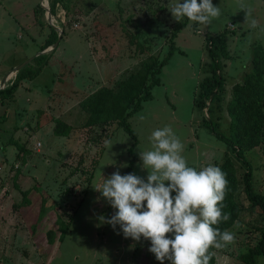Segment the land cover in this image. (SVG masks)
<instances>
[{
	"label": "rangeland",
	"instance_id": "374dc122",
	"mask_svg": "<svg viewBox=\"0 0 264 264\" xmlns=\"http://www.w3.org/2000/svg\"><path fill=\"white\" fill-rule=\"evenodd\" d=\"M50 2L0 0V74L52 50L40 51L41 37L51 27L57 30L46 19L65 30L41 72L21 80L0 102V264H161L149 251L150 240L125 238L119 225L113 229L100 221L116 210L93 186L116 171L127 174L133 139L116 122L87 125L81 101L100 86L115 88L143 61L163 58L182 20L169 8L183 0H57L48 18ZM212 2L221 10L219 18L210 24L189 21L176 33V50L161 68L152 99L128 119L138 135L131 173L145 181L149 173L139 153L151 149V133L164 126L172 127L188 166L197 170L217 166L229 151L204 120L228 134L232 86L251 70L255 47L264 48V0ZM223 30L229 52V58H220L224 89L211 104L207 101L208 111L197 104L205 100L200 84L212 64L206 38ZM4 75L0 89L11 85L16 73L5 81ZM246 156L253 167V189L264 194V141ZM233 161L240 179L244 166ZM27 189L23 197L21 190ZM236 195L242 209L227 229L235 241L215 248L216 264H244L242 253L256 244L264 226L261 210L250 204L241 184ZM62 224H67L64 234ZM256 261L264 264V255Z\"/></svg>",
	"mask_w": 264,
	"mask_h": 264
},
{
	"label": "clouds",
	"instance_id": "9594fccd",
	"mask_svg": "<svg viewBox=\"0 0 264 264\" xmlns=\"http://www.w3.org/2000/svg\"><path fill=\"white\" fill-rule=\"evenodd\" d=\"M169 9L177 21L187 17L200 24H210L221 14L212 0H183ZM246 13L251 15L250 10ZM257 26L253 19L251 27ZM149 139L151 149L139 153L149 173L147 181L116 171L93 186L116 210L110 219L101 216L100 221L113 229L119 225L125 238L150 240L149 251L161 264L166 260L209 264L211 248L222 249L235 241L234 233L214 227L230 219L222 211L226 174L214 165L200 170L188 166L184 145L171 126L154 130Z\"/></svg>",
	"mask_w": 264,
	"mask_h": 264
},
{
	"label": "trees",
	"instance_id": "16d2710c",
	"mask_svg": "<svg viewBox=\"0 0 264 264\" xmlns=\"http://www.w3.org/2000/svg\"><path fill=\"white\" fill-rule=\"evenodd\" d=\"M57 0H51L50 11L55 12V5ZM190 20L187 17L175 26L171 32L169 50L166 55L158 60L152 57L149 60L143 61L140 66L125 79L118 81L115 88L100 86L81 101V106L87 113L86 124L104 125L109 122L118 123L125 132H127L133 139L132 144L127 148V154L130 157L129 163L126 167L127 174L133 170V164L136 160L133 148L138 143L137 132L131 127L129 117L142 108V103L146 100L152 99L151 89L160 83L158 75L161 68L171 57L176 50L174 37L176 33L183 28ZM198 22H194L196 24ZM64 28H62L61 37L64 35ZM226 30L218 32L216 35L208 36L207 48L212 57V64L210 74L206 76L201 82L202 95L205 100H200L197 104L203 108L207 107L208 111L212 109L211 102L214 101L224 89V78L220 74L221 63L220 58H229L227 49ZM58 37L56 29L51 27L48 33V38L40 46L41 50L52 45ZM55 50L53 48L46 54H39L21 67L15 75L11 85L0 89V102L5 103L4 100L13 94V90L18 83L23 79L35 78L42 70L44 64L48 63L51 53ZM47 56V57H46ZM35 64V65H34ZM1 87V86H0ZM210 104H207V101ZM227 114L229 116V132L224 134L218 131L211 120H204V123L211 129L212 133L219 140L229 145V151L225 152L223 160L217 166L226 174L228 180L227 193L223 201L222 211L225 214H230V219L222 221L215 225L221 231L227 230L237 219L239 212L242 209L236 198V191L238 187L242 186L245 197L251 205L257 206L261 210L264 220V194H258L253 189L252 175L253 167L246 156L247 151L264 141V48L261 45L255 47L252 57V68L246 72L241 81L233 84L231 89V98L226 105ZM61 132V133H59ZM65 131H56V135L63 134ZM18 148L23 149L22 145L17 140H11ZM232 153V157L231 154ZM241 162L244 166V171L239 179L236 175L235 162ZM23 197L28 193L27 190H21ZM67 224H62V234L66 230ZM53 233L52 229L47 231L48 240ZM215 248L210 249L209 264H215L216 259L214 255ZM264 255V226L260 230V237L256 244L249 247L246 252L242 253L241 258L244 264H257L256 256Z\"/></svg>",
	"mask_w": 264,
	"mask_h": 264
},
{
	"label": "water",
	"instance_id": "95a60500",
	"mask_svg": "<svg viewBox=\"0 0 264 264\" xmlns=\"http://www.w3.org/2000/svg\"><path fill=\"white\" fill-rule=\"evenodd\" d=\"M47 6H48V5H47ZM46 13H47V16H48V18H49V16H50V9H49V7L47 8ZM46 21H47L48 23H50L51 25L57 27L58 37H57V41H56L54 44H52L51 46H49V47L43 49V51L50 50L51 48L53 49L54 47H56L57 43H58L59 40H60L61 33H62V28H61V27H59L58 25H54V24H52V23H51L49 20H47V19H46ZM39 53H40V52H38L37 54H39ZM32 58H33V57H30V58L26 59L25 61L19 63L18 65L14 66V67H13L8 73H6V75H4V77H3L2 80L5 81V80L8 78V75L11 74L12 72L16 73L21 67H23L25 64H27ZM0 88H3V87H0Z\"/></svg>",
	"mask_w": 264,
	"mask_h": 264
},
{
	"label": "crops",
	"instance_id": "0c3cea01",
	"mask_svg": "<svg viewBox=\"0 0 264 264\" xmlns=\"http://www.w3.org/2000/svg\"><path fill=\"white\" fill-rule=\"evenodd\" d=\"M63 37H64V35H63ZM41 38H42L43 43H44L45 40L48 38V33H47V36L45 35L44 38H43V36H42ZM42 40H41V41H42ZM57 47H58L57 45H56V47H54L55 50L51 53V56H52V55L54 54V52L57 50ZM46 53H47V52H46ZM32 57H35V56H32ZM26 58H27V56H25V57H24L23 59H21L20 61H23V60H25ZM27 59H28V58H27ZM32 59H33V58H32ZM32 59H31V60H32ZM31 60H30V61H31ZM20 61H19V62H20ZM30 61H29V62H30ZM16 65H18V64H14L13 67L16 66ZM13 67H12V68H13ZM10 69H11V68H9V69H7L6 71L2 72V73L0 74V76L4 75L6 72L8 73V71H10ZM5 75H6V74H5ZM215 264H216V262H215Z\"/></svg>",
	"mask_w": 264,
	"mask_h": 264
},
{
	"label": "built area",
	"instance_id": "2783aa9c",
	"mask_svg": "<svg viewBox=\"0 0 264 264\" xmlns=\"http://www.w3.org/2000/svg\"><path fill=\"white\" fill-rule=\"evenodd\" d=\"M44 1H46V4L48 5V3H47V0H44ZM5 86V85H4ZM37 146H39L40 145V143L39 142H37V144H36Z\"/></svg>",
	"mask_w": 264,
	"mask_h": 264
},
{
	"label": "bare ground",
	"instance_id": "6f19581e",
	"mask_svg": "<svg viewBox=\"0 0 264 264\" xmlns=\"http://www.w3.org/2000/svg\"><path fill=\"white\" fill-rule=\"evenodd\" d=\"M10 77H13V76H10ZM11 79V78H10ZM9 81V80H8Z\"/></svg>",
	"mask_w": 264,
	"mask_h": 264
}]
</instances>
